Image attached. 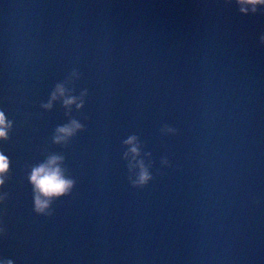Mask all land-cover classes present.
<instances>
[{
  "label": "water",
  "instance_id": "95a60500",
  "mask_svg": "<svg viewBox=\"0 0 264 264\" xmlns=\"http://www.w3.org/2000/svg\"><path fill=\"white\" fill-rule=\"evenodd\" d=\"M0 111V260L264 264V5L0 0ZM51 155L73 183L38 212Z\"/></svg>",
  "mask_w": 264,
  "mask_h": 264
},
{
  "label": "clouds",
  "instance_id": "9594fccd",
  "mask_svg": "<svg viewBox=\"0 0 264 264\" xmlns=\"http://www.w3.org/2000/svg\"><path fill=\"white\" fill-rule=\"evenodd\" d=\"M240 4V10L247 11L251 8L255 11L257 4L264 5V0H238ZM247 6V7H246ZM58 96L64 97L63 103L67 106L75 102V98L71 96H65V88L63 84H57L54 91L51 94L52 99H56ZM44 107H50L51 101ZM80 105L77 104V107ZM11 127V122L8 121L2 111H0V139L7 138L8 129ZM81 125L73 120L69 124L56 129V135L53 137L55 141H62L71 136ZM135 137H130L125 143L130 145L129 151L135 155L138 152V148L134 144ZM62 157L58 155L49 156L44 162L36 165L32 168L29 175V180L34 189V204L35 210L43 212L50 202V198L59 196L66 193L72 186L73 181L65 178L63 170L60 167L59 161ZM9 161L7 157L0 153V184L3 183L4 176L8 169ZM141 170L137 179V183H143L148 179L147 170L141 164ZM0 264H11L10 261L4 262L0 260Z\"/></svg>",
  "mask_w": 264,
  "mask_h": 264
}]
</instances>
